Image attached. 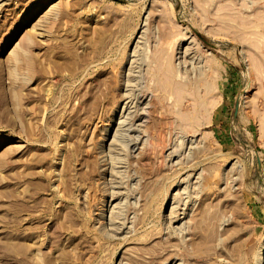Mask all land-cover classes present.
Segmentation results:
<instances>
[{"label": "rangeland", "instance_id": "rangeland-1", "mask_svg": "<svg viewBox=\"0 0 264 264\" xmlns=\"http://www.w3.org/2000/svg\"><path fill=\"white\" fill-rule=\"evenodd\" d=\"M262 236L264 0H0V264H253Z\"/></svg>", "mask_w": 264, "mask_h": 264}, {"label": "bare ground", "instance_id": "bare-ground-1", "mask_svg": "<svg viewBox=\"0 0 264 264\" xmlns=\"http://www.w3.org/2000/svg\"><path fill=\"white\" fill-rule=\"evenodd\" d=\"M115 110L116 109H114V111ZM193 234H194V236H196L197 233L194 231ZM194 238L196 239V237H194ZM195 239L193 240V243L196 242L197 244H199V241H196ZM201 241H203V238H202ZM239 244H240V242L238 243V245L235 248V254H239L240 255L241 252L243 251L244 261H246L247 263L250 261L251 257H254V259L252 258L253 259V264H264V237L261 239L260 243L257 246L250 247L251 249H249V247H246L244 249L243 248L244 243L242 244V246H239ZM171 254H172V252L169 255H171ZM167 259H168V256H167ZM169 259H170V257H169ZM169 261L171 262L172 260H169Z\"/></svg>", "mask_w": 264, "mask_h": 264}]
</instances>
